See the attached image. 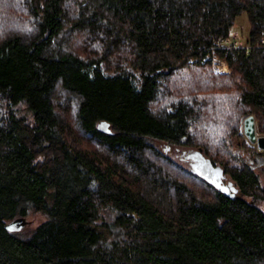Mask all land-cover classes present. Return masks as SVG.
Listing matches in <instances>:
<instances>
[{
	"label": "trees",
	"instance_id": "obj_1",
	"mask_svg": "<svg viewBox=\"0 0 264 264\" xmlns=\"http://www.w3.org/2000/svg\"><path fill=\"white\" fill-rule=\"evenodd\" d=\"M28 2L0 0V264H264V186L229 149L248 115L264 135V0ZM241 13L245 44H219ZM69 33L86 54L65 48ZM75 125L102 151L78 145ZM148 140L200 149L236 194ZM31 214L45 220L30 232L4 228Z\"/></svg>",
	"mask_w": 264,
	"mask_h": 264
},
{
	"label": "rangeland",
	"instance_id": "obj_2",
	"mask_svg": "<svg viewBox=\"0 0 264 264\" xmlns=\"http://www.w3.org/2000/svg\"><path fill=\"white\" fill-rule=\"evenodd\" d=\"M29 0H21V8L22 9H26V2H28ZM29 3V2H28ZM65 6V11L66 14H72L74 12V8L75 6L71 3V1H67ZM26 21V27L23 26L24 30H29L32 29V25H31V21L30 18L25 19ZM247 31H248V20H247V16L245 13H241V15H239L236 20H235V25L234 27L231 29V32L228 36V38L226 39V44H234L236 46H243L245 44V39L247 36ZM82 37V34L79 33H69L67 35L63 36V43L65 48H69L70 45H74L76 46L74 49L77 51H80V53L86 54V50L84 49V47H79L77 40H79ZM93 47H88V51L93 50ZM210 60H211V68L213 70V72H216L217 74H228L229 70L227 68V65L225 63L224 60L218 58L215 56V54H211L210 55ZM103 65V64H101ZM226 70V71H224ZM224 71V72H223ZM69 98V99H68ZM60 103L62 102L63 105L62 107L64 108V110H67V113L63 114L68 117H71L72 114V107H73V103L72 100L69 96H67L66 94L60 95L59 97ZM15 109L17 111V113L19 114H27L26 111V107L24 104H18L15 106ZM63 110V109H62ZM61 110V112H62ZM64 116V117H65ZM242 120L241 119V124H240V130L238 131V134L232 137L231 143H230V150L235 153V154H239L242 153L244 155H242L241 157H245V159L249 162L250 166L253 168V170L256 172V174L258 175L259 178V182L261 184V186H264V164L261 163V157H258L257 160H254L255 163L252 161H250L248 159V157L246 156V154L248 152H246V148L241 147V143L246 142L247 145H251L253 146V148L256 149L254 144H251L246 137L243 134L242 131ZM255 120V119H254ZM98 124V123H97ZM257 128V122L255 121V129ZM257 135H261L257 129H256ZM73 134L75 135L76 140L78 141V145H82L85 147L90 148L91 150H97V151H102L101 148H99V146H95V144L93 142H91L87 136L83 135L77 128L76 125L75 127L73 126ZM148 142L150 144H152L153 146H155V148L158 150L159 153L163 154L164 156H166L167 158H169L171 161H173L176 165H178L181 168H186L189 169V164L185 161V155L190 153L191 151H189L186 148H182V147H170L167 146L163 143H160L156 140H148ZM258 151V150H257ZM261 151V150H260ZM116 159H113V161ZM190 182H188V184L194 188L195 190H197L198 192H202L203 194H205L206 196L210 197L212 196V193L210 190L206 189L202 184H200L199 182H196L193 179H189ZM259 207L264 211V203L263 202H259ZM100 218L97 222L98 225H100V227H104L107 225V222L109 221V218L111 215H109L108 211H103L100 214ZM25 225L23 226V228L20 230L24 233H28L30 232L36 225H38L39 223H41L42 221L45 220L44 216H41L39 214H31L29 216H27L25 219ZM11 220H7V222H9Z\"/></svg>",
	"mask_w": 264,
	"mask_h": 264
},
{
	"label": "water",
	"instance_id": "obj_3",
	"mask_svg": "<svg viewBox=\"0 0 264 264\" xmlns=\"http://www.w3.org/2000/svg\"><path fill=\"white\" fill-rule=\"evenodd\" d=\"M97 130L109 134L111 129L109 123L105 120L98 122ZM242 131L246 139L254 144L258 151L264 150V135H257L255 129V120L252 115H248L242 120ZM191 160L189 170L203 179L207 184L215 188L218 192L227 197H233L237 189L224 181L222 169L211 163L201 152V150L192 151L187 156ZM25 225L24 218H14L4 224V228L10 232H18Z\"/></svg>",
	"mask_w": 264,
	"mask_h": 264
},
{
	"label": "flooded vegetation",
	"instance_id": "obj_4",
	"mask_svg": "<svg viewBox=\"0 0 264 264\" xmlns=\"http://www.w3.org/2000/svg\"><path fill=\"white\" fill-rule=\"evenodd\" d=\"M188 154L185 155V161L190 165L191 164V160L187 157ZM240 154L242 155V153H240Z\"/></svg>",
	"mask_w": 264,
	"mask_h": 264
},
{
	"label": "built area",
	"instance_id": "obj_5",
	"mask_svg": "<svg viewBox=\"0 0 264 264\" xmlns=\"http://www.w3.org/2000/svg\"><path fill=\"white\" fill-rule=\"evenodd\" d=\"M221 43H222V44H226V40H225V41H222V42H220L219 44H221ZM232 47H234V48H238L239 46H236V45L232 44ZM224 71H226V70H224ZM224 71H223V72H224Z\"/></svg>",
	"mask_w": 264,
	"mask_h": 264
}]
</instances>
